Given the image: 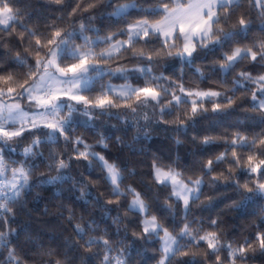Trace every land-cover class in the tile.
Returning a JSON list of instances; mask_svg holds the SVG:
<instances>
[{"label":"snow or ice","instance_id":"snow-or-ice-1","mask_svg":"<svg viewBox=\"0 0 264 264\" xmlns=\"http://www.w3.org/2000/svg\"><path fill=\"white\" fill-rule=\"evenodd\" d=\"M46 2L60 6L61 15L56 19L63 21L68 0ZM245 3L247 12L241 11ZM30 16L22 12L18 0H0V264H28L21 243L46 257L43 264H130L133 253L141 255L137 241H158L159 247L153 250L159 254L156 264H200L198 256L203 264H248L257 255L264 256V205L260 204L264 200V128L248 133L237 126L234 131L218 135H193L192 141L201 152L221 142L223 150L195 161L199 167L190 168L193 174L187 177L171 164L165 166L154 158L153 182L160 190L170 188L161 211L174 218L182 202V223L174 221L171 227L152 211L149 199L131 184H124L121 166L102 151H95L97 146L101 150L109 148L108 136L100 133L98 141L90 144L82 136L73 135L81 127L95 131L98 117H115L126 126L134 122L145 139L150 138L146 129L162 124L186 135L201 120L231 115L241 107L245 97L236 93L241 89L248 92V84L255 88L242 110L256 115L245 117V121L257 120L264 125V72L253 75L241 70L227 88L189 87L183 80L186 67L209 56L213 57L210 71L220 75V86L227 83V76L242 61L264 67V0H75V7L67 13V24L58 26L53 21L45 25V31L25 23ZM98 19L109 26H123L102 35L101 27L96 26ZM254 28L261 35L244 43ZM9 37H15L19 41L16 47L23 51L13 53L7 46L12 43ZM122 59L135 63L111 66ZM167 60L179 62V77L153 71L154 65ZM6 64L9 68H27L24 79L14 71H5ZM195 73L200 80L207 79L201 67H196ZM105 76L121 78L125 83L100 84L93 95ZM133 76L143 83L133 85ZM28 137L30 143L18 151L20 142ZM61 140L63 152L50 147L45 157L40 151L44 146L59 145ZM175 144L179 147L182 141L176 139ZM69 145L71 155L66 157ZM74 162L78 166L84 162L82 167L88 176L99 168L101 175L93 183L108 188L104 205H100V196H93L84 173L80 178L71 175ZM41 164H45L47 174L40 173L34 180ZM135 174L134 168L128 171L130 176ZM68 184L69 192L79 191L77 200L87 203L92 198L102 207L101 219L111 216L113 208L109 206L119 209L131 197L125 213L139 217L132 232L134 239L125 246L122 240H113L107 227L99 235H89L100 225L95 218L85 221L81 217L72 225L75 240L66 239L56 247L45 248L18 221L17 209L25 206L34 187L52 185L62 194L63 186ZM205 187L216 193L221 187L231 189L237 199L226 205L227 210L247 215V210L256 206L257 220L249 225L255 227L254 235L237 242L222 233L219 215L209 217L207 227L203 219H190L197 202V206L211 207L219 199V195H206ZM68 211L71 223L74 213ZM120 220L119 213L112 217L115 224ZM119 233L117 228L116 235ZM123 239L128 240L127 232Z\"/></svg>","mask_w":264,"mask_h":264},{"label":"trees","instance_id":"trees-1","mask_svg":"<svg viewBox=\"0 0 264 264\" xmlns=\"http://www.w3.org/2000/svg\"><path fill=\"white\" fill-rule=\"evenodd\" d=\"M18 6L22 8L23 13H30V19L25 20V23L29 26L39 27L40 31H45V25L48 23H55L58 26H65L68 22L67 13L71 12L72 7H75V0H68V3L63 8L64 20H57L56 17L61 15V11L58 10L60 6L49 5L46 0H18ZM248 5L245 3L242 6L241 11L247 12ZM255 23L259 24L260 20L255 18V13H253ZM96 26L101 27V34H107L109 31H115L117 27H122L123 25L109 26L107 21H96ZM261 34L253 29L249 34V40L244 41V43H249L255 37H259ZM12 41L11 44L7 45L12 48L13 53L15 51H23L22 48H17L16 44L19 41L15 37H9ZM76 43H80L79 40ZM101 47H105L101 45ZM99 50V49H97ZM7 59V58H6ZM213 57L209 56L206 60L197 59V61L190 68L184 69L183 80L186 86L195 87L199 86L201 88H227L231 87V81L236 74L241 71H249L253 75L260 74L264 72V67L260 64H252L248 60L242 61L241 64L227 76V83L223 86L218 84L221 79L220 75L213 74L210 71L211 60ZM127 64L131 66L135 61L129 62L126 59L120 61H114L111 66L115 67L117 64ZM166 64L167 67L162 65ZM201 67L202 71L205 72L207 79L200 80L195 73V68ZM5 71H14L19 76L20 79H24L23 73L27 71V68H9L7 64L5 65ZM153 71L159 74L161 71L165 75L179 77L180 76V64L178 61H162L159 64L154 65ZM133 85L142 84L143 80H137L135 76L132 77L130 81ZM122 84L125 81L121 78L105 76L102 81H99L96 85L95 91L92 93L95 95L96 91L100 90V84ZM249 91L244 92L243 89L238 91L236 95L244 96L245 100L241 107L237 108L231 115H219L215 120H201L195 128H190L188 133L185 135L183 133L177 134L171 131L170 125H160L159 127L153 125L151 128L146 129L149 133L150 138L145 139L143 137V130L139 131L135 126L134 122L131 126H126L123 120H118L115 117H98L96 120V130L86 128H77L73 135L82 136L86 142L90 144H95L99 139V134L104 133L109 137L108 144L109 148L107 150H101L99 146L95 148V151H102L110 161L116 162L124 170L123 174L125 176L124 184H131L136 188L137 191L141 192L150 202H152V211L161 215L163 221L171 227L174 221L182 223V203L177 206V214L173 218L169 213L161 211L164 198L170 192L169 189L160 190L155 185L152 180L151 171L152 163L154 158L167 166L171 164L176 167L178 171H182L185 177L192 175L190 168H198L199 165L195 161H202L209 158L214 154L219 153L223 150V143H217L216 145L209 146L207 151L201 152L199 145H194L192 141V136L197 137L203 136L206 133H211L212 135L222 134L227 130L228 132L236 130L237 126H240L241 131H247L248 133L259 132L264 125L258 123L257 120H247L245 117L255 116L256 114L245 112L242 109L248 106V101L250 100L251 90L255 88V85H247ZM231 95V93H229ZM111 111L117 112L118 109H112ZM151 111L150 109L148 110ZM167 119H172V117H167ZM244 121V124H240ZM145 122L140 121L143 125ZM168 128V131H165ZM119 138V143L117 142ZM180 139L182 144L177 147L175 140ZM31 137L26 138L20 142L18 151H21L24 146L30 143ZM50 147H55L57 151L63 152L65 145L63 140H61L59 145L55 146H44L40 149L47 157ZM82 150V146H81ZM195 152L196 155L193 156L192 153ZM71 155V145L68 146V151L65 154L67 157ZM78 166L75 162L73 163L71 169V175L80 178L81 173H84L83 178L89 183V187L92 190L93 196H100V205H104L105 201L108 199L107 192L108 188L101 184H95L93 181L99 178L100 170L97 168L91 176L85 172L84 168ZM226 167L222 165L221 168ZM135 169L136 174L134 176L128 175L130 169ZM220 171V168L217 169ZM40 173L47 174V168L45 164L36 170L33 179L39 176ZM52 174H55L54 172ZM198 174V172L196 173ZM243 181V177H241ZM71 187L70 184L64 185V191L58 192L56 186L44 185L39 187H34L33 190L27 195L25 206L22 209H17V218L21 224L27 226L31 235L42 243L45 248L52 246L56 247L61 244L66 239L75 240L76 237L72 231V225L79 222L80 218L83 217L85 221L95 218L99 223V229L93 233L90 232L89 235H99L100 232L107 227V230L114 241H123L126 246L130 240L134 239L132 237V232L135 230L139 224V217L134 216L132 213H125V207L130 200L123 201V206L116 209L115 206H109L113 208L111 216L107 219H101L103 216V209L98 206L92 198H88L87 203L83 200H77L76 197L79 196V191L75 193L69 192L68 189ZM103 193V195H101ZM206 195H219L211 207H200V202L197 205H193L192 212L189 215L190 219H203L205 221V227L208 225L209 217L215 218L217 215L221 218L220 229L222 233L229 240H235L237 242L241 241L244 236L254 235L255 227H249L253 221L257 220L258 208L253 206V208L248 209V214L243 215L234 210H227L226 205L231 203L232 200L237 199L231 189L225 190L223 187L220 188L219 193L209 192L208 188L205 187ZM159 197L155 200V197ZM203 199V197H202ZM260 204L264 205V200L260 201ZM69 209L74 213V219L71 223L68 222L67 217L69 215ZM119 213L121 220L119 224H115L112 221V217H115ZM13 227H16L14 224ZM119 228L120 233L117 236L116 230ZM179 229L177 228V231ZM125 232H127L128 240H124ZM23 240V236L21 237ZM28 257V264H43L46 257H41L36 255V249L32 248L29 244L21 243L19 245ZM121 245L117 243L116 247L119 248ZM159 247L158 241L150 242L145 244L142 241H137V248L142 249L140 256H135L133 253V259L130 264H156V259H158L159 254L154 253V249ZM206 247V245H205ZM214 259V258H213ZM197 260L200 264H203V258L198 256ZM76 264H79L77 261ZM248 264H264V256L257 255L254 259H250Z\"/></svg>","mask_w":264,"mask_h":264},{"label":"rangeland","instance_id":"rangeland-1","mask_svg":"<svg viewBox=\"0 0 264 264\" xmlns=\"http://www.w3.org/2000/svg\"><path fill=\"white\" fill-rule=\"evenodd\" d=\"M123 84V83H122ZM113 85H121V84H113ZM130 199H131V197H130ZM182 203V202H181Z\"/></svg>","mask_w":264,"mask_h":264}]
</instances>
